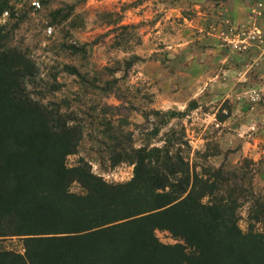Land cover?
I'll use <instances>...</instances> for the list:
<instances>
[{
  "label": "rangeland",
  "instance_id": "obj_1",
  "mask_svg": "<svg viewBox=\"0 0 264 264\" xmlns=\"http://www.w3.org/2000/svg\"><path fill=\"white\" fill-rule=\"evenodd\" d=\"M32 1L0 0L9 11L3 43L35 66L29 96L61 104L83 125L67 165L87 163L106 182L124 183L134 165L113 162L116 139L128 151L167 148L192 174L221 169L244 189L238 227L262 231L252 214L264 205V121L256 123L264 35L190 0H38L39 8ZM70 191L85 193L76 181ZM155 235L182 242L167 230ZM0 248L23 253V240L0 238Z\"/></svg>",
  "mask_w": 264,
  "mask_h": 264
},
{
  "label": "trees",
  "instance_id": "obj_2",
  "mask_svg": "<svg viewBox=\"0 0 264 264\" xmlns=\"http://www.w3.org/2000/svg\"><path fill=\"white\" fill-rule=\"evenodd\" d=\"M2 26L0 238L19 237L24 252L0 248V264H264V205L252 212L262 231L243 232L236 208L245 190L221 169L200 177L179 153L128 151L117 139L112 160L134 165L129 181L108 183L87 163L68 166L83 125L61 104L29 96L35 66L4 46ZM74 181L85 193L70 191ZM156 230L182 242L162 243Z\"/></svg>",
  "mask_w": 264,
  "mask_h": 264
},
{
  "label": "crops",
  "instance_id": "obj_3",
  "mask_svg": "<svg viewBox=\"0 0 264 264\" xmlns=\"http://www.w3.org/2000/svg\"><path fill=\"white\" fill-rule=\"evenodd\" d=\"M196 7L216 8L230 23L254 28L253 32L264 35V0H190ZM214 14V12H212ZM262 46V45H261ZM256 123L264 121V112L258 110Z\"/></svg>",
  "mask_w": 264,
  "mask_h": 264
},
{
  "label": "built area",
  "instance_id": "obj_4",
  "mask_svg": "<svg viewBox=\"0 0 264 264\" xmlns=\"http://www.w3.org/2000/svg\"><path fill=\"white\" fill-rule=\"evenodd\" d=\"M31 5L34 8H39L40 7V2L38 0H33L31 2ZM8 15H9V11L8 10H4L2 12V14L0 15V24H3L5 22V20L8 18ZM50 31H51V28L49 27L47 29V32L50 33Z\"/></svg>",
  "mask_w": 264,
  "mask_h": 264
}]
</instances>
